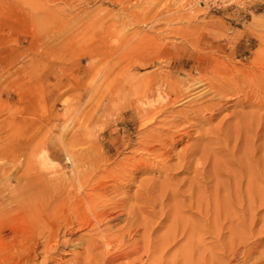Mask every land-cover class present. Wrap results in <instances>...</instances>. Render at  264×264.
<instances>
[{"label":"rangeland","instance_id":"374dc122","mask_svg":"<svg viewBox=\"0 0 264 264\" xmlns=\"http://www.w3.org/2000/svg\"><path fill=\"white\" fill-rule=\"evenodd\" d=\"M1 1L8 2L9 0ZM192 1L194 0H35V18L37 22L32 32L27 30L24 22H20L21 19L14 14L12 9H5L0 12L1 51H4L0 94V114L2 115L0 120L1 123L3 122L1 137L3 144L1 142L0 147L1 149L5 148L7 151L9 148L7 142L11 141V136L18 137L17 141H19V145L21 144L19 147H22V149L17 154L20 155L22 153L24 156L20 155V168L16 170V172H19L14 173L16 175L15 178H17L22 173V163L27 156H33L37 153V150L39 151V148L40 150L44 149V145L46 146H44L45 150L48 149L47 151L51 152L49 156L56 162V168L61 169L65 166V153L60 145L61 141L65 140L64 143H67L72 135L77 139L94 140L92 141L93 144L91 142L93 146L89 150L86 147L80 148H83L86 153L95 150L97 155L99 154L98 147L96 149L95 145L97 143L99 146L104 144L105 153L109 157L110 162L108 166H103L101 170L106 168V171L114 172L113 175L115 177L123 172L126 175L119 180L117 179L118 176L116 177V184L119 187L123 185L120 188V193L124 192L122 193L123 195L117 192V197H115V194L110 193L107 196H114L111 198H114L115 201H118L119 197V199H123V196H125V199L127 197L126 200L124 199L125 201L117 202L121 206L116 205L117 209L115 211L121 215L112 224L113 227L117 224L115 228L109 226L112 231L109 230L108 236L113 237L114 234L116 237V234H121L120 236L126 238L129 228H126L128 225H126L127 223L124 220L128 219L130 221L133 219V221H130L133 223L135 218H138L137 222L131 224L134 225L135 238H133V233L135 232L131 233L133 241L130 240V242L132 241L129 243L130 246L126 244L118 248V250L120 252L130 251L138 249L140 246L139 254H136V256L132 255L130 260H119L111 264H124V262L127 263L129 261L132 264H162V260L165 264H183L181 257L175 258L174 256L176 253L183 251L185 238L180 236V232L177 235V248L170 250L174 253H172L173 255H165L166 258L170 256L169 259H166V262L165 257L161 258L162 249L158 250L164 239L163 237L167 235L166 233L171 226L175 225L174 220L176 221V219V224L180 227L177 231L183 227V224L186 226L185 224L188 223L187 225L191 229L190 232L193 231V233L191 232L192 238L194 235L196 241L193 240L195 248L193 247L192 258L188 259L187 264H191V262H193L192 264H220L232 259L233 254H235L236 258L230 264H241L242 259L245 258L247 247L251 244L257 246V252L250 257L247 263L254 264L259 257V253L264 252V206L257 204L256 209L251 211L256 218L250 214L249 208L251 207L248 206L251 201L256 200V203H258L257 201L264 197V195H261V192H264V186H262L264 185V75H262L264 71H261L264 68V59H262L264 58V0H227L226 2L207 3L205 6L199 4L197 7L196 5H191ZM135 76L149 78L151 81L147 79L146 82L149 83L150 81L151 84H153V79H155L154 82L156 80L160 81L164 76L161 81L167 79L172 85H179V88L191 85V82L193 84L196 80L204 79L205 82L211 83L210 90L215 89L207 91L200 99H192L189 102L183 101L182 103L185 106L182 103L174 106L170 104V106L172 105L171 107L167 105L166 107L169 108H167L165 115L162 114L158 119H162L164 116L168 118L166 119L170 122L168 127L160 128L159 123V126L156 124L158 127L156 125H152V127L142 126L148 120L147 118L138 117L130 109L124 110L122 113L115 111L116 101H119V104L121 97H114V100H110L112 96L111 90L116 91L117 84L121 81L123 84L127 77L133 78ZM150 83L144 84V86L147 85L146 88L148 89ZM250 83L251 85H249ZM155 87L156 85L153 88L155 89ZM216 90L224 93L225 96L224 94H214ZM245 90L246 93L244 92ZM236 91L239 93L235 94L236 96H232L233 92ZM157 93H153L154 95L148 92L141 93L143 96H145L144 94L146 96L149 94L147 96L149 101L155 102L151 103L152 106L145 109H160L159 107L162 104L160 102V104H157L156 102ZM110 94L111 96H109ZM208 103H210V106ZM174 108L178 110L179 116ZM171 110L174 111L172 112ZM135 115L136 117H134ZM181 116L183 117L181 118ZM12 117L16 120L13 127H11ZM87 120H89L88 123ZM172 124L171 130L170 126ZM150 129L157 136L158 134L162 135L163 138L162 143H156L157 145L155 143L151 144L152 142L149 141V145H156L153 148L154 151H152L153 149H148V147V151L145 150V145L149 142L146 143L144 138L151 133V131L149 132ZM168 130L169 132H167ZM144 132L145 134H143ZM139 135L145 136L140 137ZM111 137L112 139L116 138L119 142L122 138L121 140L127 142L129 146L127 149H122L119 145H110L109 140H111ZM141 140L146 144L143 143L142 145ZM250 144L252 149H249L251 148ZM139 147L144 149L145 152L140 151ZM99 148V151H101V147ZM209 148L212 150L209 152H212L211 154L213 155L207 152L209 155L205 157L206 150H209ZM76 149L78 150L79 148L77 147ZM247 151L249 152L247 153ZM204 153L205 155H203ZM218 154L219 156H217ZM244 154L248 156L246 157ZM6 155H9V153ZM92 155L93 153L90 154V156ZM90 156H87V158H90ZM198 158L202 159H200L201 162ZM237 158H240V161ZM256 160H259V162ZM241 167L242 170L244 167L245 171L249 170L247 174H256V180H258L256 185L254 182L253 188L257 187V190L258 186H260L258 191L249 187V183L246 182L245 178L246 172L242 171L243 177ZM248 167L254 171L252 170L251 172ZM69 169L63 171L70 175L71 168L69 167ZM114 170L119 172L115 173ZM237 170L240 173H237L238 175L236 174ZM228 173H232L233 176ZM215 175H218V178ZM235 176L240 178H236V181L235 178H232ZM246 177H250L249 174ZM241 178L242 180H240ZM239 180L242 184L239 183ZM13 181L14 179L9 183V186L7 184L6 186L14 187L16 183ZM142 181L143 183H141ZM234 181H236V187L237 184H240L237 189H242L237 192L233 190L234 193L236 192L235 196L233 191H231L236 189ZM107 182L110 185L111 180L110 182L107 180ZM145 182H147V185ZM114 184L113 182L112 185ZM245 184L248 185H246V189H253H250L253 192H249V198L245 195L247 194ZM6 186L2 185L1 187ZM143 187L147 189L144 191ZM243 187L246 190L245 194ZM254 190L261 195L260 198L259 196L257 197ZM141 191L144 193L147 191L146 194L148 195H144ZM174 191L176 192L175 194ZM229 192L232 197H224L229 195ZM238 194L241 195L238 196ZM251 194H254V197ZM189 197H192L193 200H189ZM137 198L138 200L140 198L139 201L141 202ZM223 198H226V200L230 198L226 203L231 206L233 214L235 212L238 217L240 215L243 216L240 218L246 221V223L244 222L245 228L249 226L251 217L254 218H252L255 221L252 225V235L248 227L247 230L242 227L240 231L241 229L248 231L249 233L245 232L248 236L245 235L244 231V234L241 231L245 238L231 239L230 230L228 229L229 227H234V225L230 223L229 219H226V221L223 219L224 215L222 213L224 212L225 214V210L222 207L224 206L219 205V202L224 200ZM245 198L247 201H245ZM144 199L147 200L145 201ZM198 200L202 201V207ZM218 200L219 202L216 204ZM238 200H242L241 204L243 206L237 205ZM212 201L218 206L217 209H223L224 211L218 210V212L220 211L219 213L215 211L216 213L213 212L214 215L212 211L213 209L216 210V208H213ZM144 202L147 203V206H144ZM186 202H190V204L192 202L193 204L190 206ZM122 203L125 205V209ZM131 205L135 207L134 210L136 207H141L136 209L139 215L136 214V210L134 211L132 210L133 208H130L132 207ZM245 205H247L248 210H244L245 208L243 207ZM108 207H111V205ZM126 207L132 211L130 210L129 212ZM205 209H208V213ZM123 210L125 211L124 213H122ZM127 210L129 213L126 212ZM130 214L135 215L134 218H131L130 216L132 215ZM218 214L220 215L219 218L222 217L219 219L222 222L220 221L219 223L224 224L220 240L214 237V232H217V230L212 231L214 222L210 223L212 216H214V221ZM140 221L144 226L141 225ZM124 223L125 225H123ZM119 226L123 228L120 230ZM175 226L177 227V225ZM143 227L144 229L146 228V232L143 231ZM118 229L121 232L125 229L127 231L125 230L126 233L122 234L123 232L121 233ZM142 231L146 233L143 236H141ZM110 232H113V234L111 235ZM81 234L84 235L85 233L81 232ZM92 235L90 237L89 234L84 235V237L87 236L86 240L83 237L86 244L83 242V245L78 246L79 248L76 247V250L73 251L77 253L66 256L58 264H72L71 261L74 258H79L80 254L82 256L84 252H87L86 255L94 253L89 255L90 260H92L90 264H94L95 260V262L98 261L97 264L100 263L99 261L102 262L104 257L100 254L101 251L90 248L92 246L91 241H96V237ZM183 236H186V234ZM145 239L146 241H144ZM217 240L219 243L223 241L225 243H218V245ZM229 240L231 242L235 241L236 247ZM227 242L228 244H226ZM132 243L133 245L131 246ZM134 245L136 246L133 247ZM232 246L234 247L232 249L237 250L230 249ZM147 248L148 250L150 248L149 253ZM98 251L100 252L98 253ZM232 252L235 253L232 254ZM213 257L218 260L213 261Z\"/></svg>","mask_w":264,"mask_h":264},{"label":"bare ground","instance_id":"6f19581e","mask_svg":"<svg viewBox=\"0 0 264 264\" xmlns=\"http://www.w3.org/2000/svg\"><path fill=\"white\" fill-rule=\"evenodd\" d=\"M219 1H223V2H226L227 0H194L192 1L191 5L193 4L194 6L196 5V7L199 5V4H203L205 6V4L207 3H211V2H219ZM145 5V4H144ZM5 9H12L14 14L17 15L18 18H20V22L23 23L26 25L27 27V30H29L30 32H32L34 30V27L36 25V18H35V0H9L8 2H2L0 0V12L5 10ZM177 12V11H176ZM175 13V12H174ZM178 15V13H177ZM182 15V14H181ZM173 17V16H172ZM181 17V16H180ZM122 22V21H121ZM180 22V21H179ZM195 29V28H194ZM123 30V29H122ZM122 32V31H121ZM168 32V31H167ZM255 32V31H254ZM171 33V32H170ZM173 33V32H172ZM257 33V32H256ZM255 33V34H256ZM248 34V33H247ZM253 35V34H252ZM129 36V35H128ZM254 36V35H253ZM256 36V35H255ZM131 37V36H130ZM135 37V36H134ZM185 38V37H184ZM257 38V37H256ZM17 39V38H15ZM126 39V38H125ZM198 40V39H197ZM138 41V40H137ZM117 43V42H116ZM128 43V42H127ZM195 44V43H194ZM193 44V45H194ZM117 45V44H116ZM198 47V46H197ZM249 47V46H248ZM2 50V47H1V35H0V94H1V86H2V80H1V71L3 70L2 69V66H3V60H2V57H3V52L1 51ZM197 50V49H196ZM203 51V50H201ZM208 51V50H207ZM118 53V52H117ZM209 54V53H208ZM207 54V55H208ZM212 54V53H211ZM5 55V54H4ZM206 55V54H205ZM219 55V54H218ZM6 56V55H5ZM213 56V55H212ZM221 56V55H220ZM156 59V58H155ZM223 59V58H222ZM253 59V58H252ZM264 59V58H262ZM6 60V59H5ZM154 60V59H153ZM157 60V59H156ZM261 60V59H260ZM206 61V60H205ZM253 61V60H252ZM8 63V62H7ZM153 63V62H152ZM221 63V62H220ZM241 63V62H240ZM260 63V62H258ZM144 64V63H143ZM148 64V63H147ZM146 64V65H147ZM210 64V63H209ZM229 64V63H228ZM251 64V63H250ZM5 65V64H4ZM145 65V64H144ZM168 65V64H167ZM231 65V63H230ZM252 65V64H251ZM250 65V66H251ZM149 66V65H148ZM212 66V65H211ZM255 66V65H254ZM196 67V66H195ZM217 67V66H216ZM242 67V66H241ZM247 67V66H246ZM258 67V66H257ZM250 68V67H249ZM158 69V68H157ZM212 69V68H211ZM234 69V68H233ZM244 69V68H243ZM258 69V68H257ZM260 69V68H259ZM159 70V69H158ZM157 70V71H158ZM248 70V69H247ZM252 70V69H251ZM160 71V70H159ZM209 71V70H208ZM258 71V70H257ZM261 71H264V68H262ZM211 72V71H210ZM238 72V71H237ZM159 73V72H158ZM162 73V72H161ZM164 73V72H163ZM169 73V72H168ZM206 73V72H205ZM212 73V72H211ZM235 73V72H234ZM165 74V73H164ZM237 74V73H236ZM3 75V74H2ZM136 75V74H134ZM162 75V74H161ZM209 75V74H207ZM264 75V74H262ZM133 76V75H132ZM205 76V75H204ZM213 76V75H212ZM128 77H131V76H128ZM126 79L125 83H119L116 85L117 89L116 91L115 90H111V94L109 96L110 97V100H114L113 98H119L121 97V102L118 104L119 101H116L117 105H116V109L115 111H120V113H122L124 110H128L130 109L131 111H133L134 113H136V115H138V117H143L144 119L147 118L148 120L142 124V126H151L152 125H158V123L160 124V128H163L165 126H169L170 125V122H168L164 115L166 113V110L167 108L169 107H166L167 105L170 106V104H172L173 106L175 104H178V103H182L183 101L184 102H189L191 101L192 99L196 100V99H200L202 98L205 93H207V91H212L210 90L211 88V83L210 82H205L204 79H199V80H196L194 81V83L192 84L191 82V85L189 84L188 86H185L182 88H179V85L178 86H175L172 85L167 79H163L162 77L160 81H155V79H153V84L150 83V79L149 78H146L144 76H135L133 78H128ZM149 77V76H148ZM152 77V76H150ZM3 78V77H2ZM5 78V77H4ZM156 78V77H155ZM160 78V77H159ZM150 80L149 83V88L147 89V85L144 86V84H149L148 82H146V80ZM174 79V78H173ZM176 79V78H175ZM182 79V78H181ZM238 79V78H236ZM179 80V78H178ZM15 81V79H14ZM17 81V80H16ZM118 81V80H116ZM120 81V80H119ZM118 81V82H119ZM210 81V80H209ZM117 82V83H118ZM182 82V81H181ZM229 82V81H228ZM246 82H248L246 80ZM189 83V82H188ZM115 84V83H114ZM180 84V83H179ZM218 84V83H217ZM227 84V83H226ZM253 84V83H252ZM156 85L155 89L153 88L154 86ZM169 85V86H168ZM184 85V84H183ZM239 85V84H238ZM251 85V83L249 84ZM213 86V85H212ZM233 86V85H232ZM241 86V85H239ZM181 87V85H180ZM217 87V86H215ZM235 87V86H234ZM251 87V86H250ZM114 88V86H113ZM228 88V87H227ZM238 88V87H237ZM247 88V87H245ZM115 89V88H114ZM184 89V90H183ZM209 89V90H208ZM219 90V89H217ZM214 93H218L219 95L221 94H224V93H220L219 91H217ZM239 90V89H238ZM115 91V92H114ZM148 92V93H157V104L160 102L162 105L161 107H159L160 109H148L150 106H152L151 103H155V102H152V101H149L148 99V95L146 96V94H144L145 96L141 95V93L143 92ZM230 91V90H229ZM231 92V91H230ZM246 93V90L244 91ZM243 92V94H244ZM212 93V94H213ZM239 93V92H238ZM237 91L236 92H233V95L232 96H236L237 94ZM217 94V95H218ZM236 94V95H235ZM242 94V93H241ZM14 95V94H13ZM154 95V94H153ZM171 95H173V97H171ZM229 95V94H228ZM231 95V94H230ZM143 96V97H142ZM151 96V95H150ZM213 96V95H212ZM225 96V94H224ZM222 96V97H224ZM244 96V95H242ZM192 97V98H191ZM207 97V96H206ZM219 97V96H218ZM245 97V96H244ZM112 98V99H111ZM154 98V97H153ZM209 98V97H208ZM207 98V99H208ZM228 98V97H227ZM226 98V99H227ZM235 98V97H234ZM238 98V97H237ZM148 99V100H147ZM152 99V98H151ZM155 99V98H154ZM206 99V100H207ZM255 99V98H254ZM117 100V99H115ZM213 100V99H212ZM216 100V99H215ZM246 100V99H245ZM1 101V100H0ZM110 101V102H111ZM155 101V100H154ZM211 102V100H210ZM1 103V102H0ZM159 103V104H160ZM3 104V103H2ZM1 104V105H2ZM183 104V103H182ZM207 104V102H206ZM210 103H208L209 105ZM154 105V104H153ZM171 105V106H172ZM184 105V104H183ZM207 105V106H208ZM216 105V104H215ZM160 106V105H159ZM170 106V107H171ZM185 106V105H184ZM187 106V105H186ZM196 106V105H195ZM210 106V105H209ZM146 107H148L147 109H145ZM156 107V106H155ZM200 107V106H199ZM213 107V106H212ZM217 107V105H216ZM113 108V107H112ZM180 108V107H179ZM178 108V109H179ZM210 108V107H208ZM215 108V107H213ZM1 109V107H0ZM175 109V108H174ZM217 109V108H216ZM155 110H158V111H155ZM170 110V109H169ZM177 110V109H175ZM182 110V109H181ZM200 110V109H199ZM214 110V109H213ZM218 110V109H217ZM172 111V110H171ZM174 111V110H173ZM172 111V112H173ZM202 111V110H201ZM204 111V110H203ZM1 112V111H0ZM205 112V111H204ZM119 113V114H120ZM169 113V112H167ZM177 113H178V110H177ZM198 113V112H196ZM210 113V111H209ZM215 113V112H214ZM94 114V113H93ZM114 114V113H113ZM126 114V113H125ZM162 114H164L162 117V119H158L159 116H161ZM13 115V114H11ZM91 115V114H90ZM136 115L134 117H136ZM167 115V114H166ZM170 115V114H169ZM176 115V114H175ZM181 115V114H180ZM1 114H0V118H1ZM178 116H179V113H178ZM185 117V115H183ZM181 116V118L183 117ZM118 117V116H117ZM13 118V117H12ZM116 119V118H115ZM174 119V118H173ZM193 119V118H191ZM197 119V118H196ZM4 120V119H3ZM137 120V119H136ZM160 120V121H159ZM89 120H87V123H88ZM167 121V122H166ZM179 121V120H178ZM201 121V120H200ZM16 122L15 118H13L11 120V127L14 126V123ZM124 122V121H123ZM174 122V121H173ZM183 122V120H182ZM7 123V122H6ZM105 123V122H104ZM172 123V122H171ZM175 123V122H174ZM192 123V122H191ZM84 125V124H83ZM89 125V124H88ZM103 125V124H102ZM113 125V124H112ZM138 125V124H137ZM156 125V126H157ZM176 126V124H174ZM155 126V127H156ZM157 126V127H158ZM180 127V125H178ZM3 127V122L1 123V120H0V145H1V142H2V137H1V129ZM101 127V126H100ZM172 127H173V124L172 126H170L171 130H172ZM182 127V126H181ZM76 128V127H75ZM147 128V127H146ZM113 129V128H112ZM166 129V128H164ZM169 129V128H168ZM158 130V129H157ZM176 130V129H175ZM174 130V131H175ZM151 131V129L149 130V132ZM155 131V130H153ZM162 131V130H161ZM160 131V132H161ZM156 132V131H155ZM159 132V131H158ZM164 132V131H162ZM161 132V134H162ZM169 132V130L167 131ZM217 132V131H216ZM222 132V131H221ZM111 133V132H109ZM148 133V132H147ZM175 133V132H174ZM88 134V133H87ZM112 134V133H111ZM145 134V132L143 133ZM165 134V133H164ZM181 134V133H180ZM15 135V134H14ZM169 135V134H168ZM207 135V134H206ZM213 135V134H212ZM215 135V134H214ZM218 135V134H217ZM81 136V135H80ZM140 136V135H139ZM142 136H145V135H142ZM140 136V137H142ZM210 136V135H209ZM50 137V136H49ZM48 137V138H49ZM117 137V136H116ZM138 137V136H137ZM172 137V136H170ZM234 137V136H233ZM11 141L10 142H7V145H9L8 147V150L6 151V149H1L0 147V264H58V262L61 263V261L68 255L70 254H75L77 252H73L74 250H76V247L78 246H81L83 245V242L84 240H86V237H84V235H87L89 234V237L91 234H93L95 237H92V238H95L96 241H91V247L90 248H94L93 250H100L98 251V253L100 252L101 255H103L102 257H104V259H102V262L99 261L101 264H111V263H116L117 261L119 260H130V257L133 255L136 256V254L138 255L139 253V248L140 246L138 247V249H133V250H130V251H122L120 252L118 250V248L122 247V246H125L126 244H129L133 241L132 239V235L131 233L135 232L134 231V225H131L133 224L134 222H137V219L138 218H135L134 222L131 223L130 221L133 219H131L130 221L126 218V220H124V222L126 221V228L128 227L129 230L127 231V229H125L127 231V236L126 238L125 237H122L120 236V230L121 228L123 227H120V232L118 234L115 233V231H113L115 234H116V237L115 235L113 234V232L111 233V235L113 234V237H109L108 236V233H109V230L112 231V229H110L109 226L113 227L112 224L115 223L114 221H117L119 219V215H121L120 213L118 214L117 211H115L117 209V206L118 205V201H125L127 199H125V196H123L122 198L123 199H119L118 198V201H115L114 198H111V197H114V196H107L108 193L110 194H115V197L116 196V193L119 192L118 194H122L120 193L121 189L123 187H119L118 184H116V181L117 179H123L126 175H125V172L121 173L120 175L118 174L116 177L115 175H113L114 172L110 173L109 171L110 170H107L106 171V168L101 170L103 168V166L107 165L108 166V163L110 162V159L108 156H106V153H105V149H104V144H100V146L98 145V143L95 145L96 149L98 147V155L97 153H95L96 151L92 150L91 152H84L83 151V148H80V147H86L87 150H89L90 148H92V144L94 140H86V139H80V138H75L73 135L71 136L70 140L67 141V143L64 141H61L60 142V145L63 147V150H64V156H65V166L61 169H58L56 168V162L53 161L51 159V157L49 156L51 154V152L49 153L47 150H45V147L43 146L44 149H41L39 148V151L37 150V153L34 154L33 156H30L27 158L26 157H22V158H26L23 163H22V166H23V170H22V173H20L19 177L14 174L16 172V170H18L20 167V155H23L22 153L19 155L17 154L18 152H21L20 150L22 149V147H19V141H17V138L15 137H12L11 136ZM125 138V137H124ZM173 138V137H172ZM226 138V137H225ZM229 138V137H228ZM98 139V138H97ZM122 139V138H121ZM120 139V142L114 138L112 139L111 137V140H109V144H113V145H116V146H121L122 149H127V147L129 146V144H127V142L123 141ZM142 139V138H141ZM146 140V143L147 142H152L151 144H158V143H162V135H159L158 136L156 135V133L154 134V132L151 131L150 134L146 135V137L144 138ZM143 139V140H144ZM170 139V138H168ZM224 139V138H223ZM61 140V139H60ZM128 140V139H127ZM214 140V139H213ZM227 140V139H225ZM223 140V141H225ZM230 140V139H229ZM238 140V139H237ZM206 141V140H205ZM219 141V140H218ZM228 141V140H227ZM245 141V140H244ZM92 142V144H91ZM142 142V140H141ZM150 142L145 145L146 146V149L148 151V149H153L154 147H156V145L154 146H151L149 145ZM221 142V141H220ZM226 142V141H225ZM231 142V141H230ZM5 143V141H4ZM31 143V142H30ZM64 143V144H63ZM106 143V142H105ZM143 143L145 142H142V145ZM145 143V144H146ZM209 143V142H208ZM237 143V141H236ZM235 143V144H236ZM251 143V142H250ZM3 144V142H2ZM95 144V142H94ZM131 144V143H130ZM165 144V143H164ZM170 144V143H168ZM206 144V143H205ZM210 144H212V142H210ZM228 144V143H227ZM246 144H248L246 142ZM33 145V144H32ZM197 145V144H195ZM203 145V143H202ZM201 145V146H202ZM208 145V144H207ZM244 145V143H243ZM251 145V144H250ZM5 146V145H4ZM205 146V145H204ZM210 146V145H209ZM212 146V145H211ZM218 146V145H217ZM225 146V145H224ZM27 147V146H26ZM25 147V148H26ZM48 147V146H47ZM53 147V146H51ZM79 148L78 150L76 148ZM101 147V151L100 148ZM148 147V149H147ZM193 147V146H192ZM195 147V146H194ZM216 147V146H215ZM221 147V146H220ZM230 147V146H229ZM235 148V146H233ZM250 147V146H249ZM24 148V146H23ZM136 148V147H135ZM165 148V147H164ZM240 148V147H239ZM257 148V146H256ZM56 149V148H55ZM73 149V150H72ZM134 149V148H133ZM140 151L142 150L143 152L144 149L140 148ZM138 149V150H139ZM185 149V148H183ZM192 149V148H191ZM206 149V147H205ZM249 149H252V145H251V148ZM260 149V148H259ZM24 150V149H23ZM26 150V149H25ZM116 152H117V148L115 149ZM208 150V149H207ZM206 150V156L211 154L209 151L211 150L209 148V150L207 151ZM223 150V149H222ZM248 150V149H247ZM28 151V150H27ZM34 151V150H33ZM55 151V150H54ZM133 151V150H131ZM154 151V149L152 150ZM183 151V150H182ZM212 151V150H211ZM216 151V150H215ZM214 151V152H215ZM232 151V150H231ZM246 151V150H245ZM250 151V150H249ZM247 151V153L249 152ZM25 152V151H24ZM134 152V151H133ZM138 152V151H136ZM161 152V151H160ZM201 152V151H200ZM209 154H208V153ZM213 152V153H214ZM218 152V151H217ZM252 152V151H251ZM4 153H9V155H4ZM56 153V152H54ZM53 153V154H54ZM86 153V154H85ZM92 156H90V154H92ZM148 153V152H147ZM157 153V152H156ZM193 153V152H192ZM254 153V152H253ZM29 154V153H28ZM184 154V153H183ZM195 154V153H194ZM58 155V154H57ZM205 155V153L203 154ZM213 155V154H211ZM210 155V156H211ZM222 155V154H221ZM220 155V156H221ZM246 157L248 155L244 154ZM24 156V155H23ZM56 156V155H55ZM87 156H90V158H87ZM209 156V157H210ZM215 156V155H214ZM219 156V154L217 155ZM230 156V155H229ZM244 156V157H245ZM252 156V155H251ZM125 157V156H124ZM133 157V156H132ZM156 157V156H155ZM196 157V156H195ZM204 157V156H203ZM205 160V158H203ZM227 157V156H226ZM238 157V156H237ZM255 157V156H254ZM257 157V156H256ZM122 158V157H120ZM126 158V157H125ZM183 158V157H182ZM252 158V157H251ZM128 159V158H127ZM126 159V160H127ZM180 159V157H179ZM178 159V160H179ZM199 161L201 158H198ZM201 159V160H202ZM207 159V158H206ZM215 159V158H214ZM217 159V158H216ZM239 161H240V158H237ZM242 159V158H241ZM253 159V158H252ZM258 159V158H257ZM23 160V159H22ZM182 160V159H180ZM186 160V159H185ZM203 160V161H204ZM226 160V159H225ZM230 160V159H229ZM261 160V159H260ZM128 161V160H127ZM137 161V160H135ZM134 161V162H135ZM147 161V160H146ZM183 161V160H182ZM197 161V160H196ZM202 161V162H203ZM252 161V160H251ZM259 162V160H256ZM22 162V161H21ZM117 162V161H116ZM144 162V160H143ZM166 162V161H165ZM186 162V161H185ZM198 162V161H197ZM201 162V161H200ZM206 162V161H204ZM228 162V161H227ZM226 162V163H227ZM262 162V161H260ZM150 163V162H149ZM162 163V162H161ZM231 164V162H229ZM238 163V162H237ZM254 163V162H253ZM117 164V163H116ZM178 164V163H177ZM239 164L242 165V163L239 162ZM244 164V163H243ZM166 165V164H165ZM229 165V164H228ZM233 165V164H231ZM240 165V166H241ZM245 165V164H244ZM260 165V164H259ZM262 165V164H261ZM114 166V165H113ZM117 166V165H116ZM180 166V164H179ZM243 166V165H242ZM246 166V165H245ZM58 167V166H57ZM69 167L71 168V171H70V175H68V173L66 174L63 170H67L69 169ZM124 167V166H123ZM232 167V166H231ZM247 167V166H246ZM141 168V167H140ZM245 168V167H244ZM243 168V170H244ZM249 168V167H248ZM111 169V167H110ZM139 169V168H138ZM251 170V168H249ZM257 169V168H256ZM70 170V169H69ZM117 170V169H116ZM116 170L115 173H118ZM164 170V169H163ZM242 170V167H241V172L243 171ZM253 170V169H252ZM251 170V172H252ZM113 171V170H112ZM132 171V170H131ZM189 171V170H188ZM239 170H237L236 174L239 173L238 172ZM247 171L249 170H244V172H246V176L249 174L250 177H246V182L249 183V187H252L253 188V184L255 182V185H256V174L254 173H248L247 174ZM254 171V170H253ZM19 172V171H18ZM16 172V173H18ZM128 173V172H127ZM233 173H235L233 171ZM256 173V172H255ZM258 173V172H257ZM228 174H231L232 173H228ZM234 174V175H236ZM240 174V173H239ZM242 176H243V172L241 173ZM253 174V175H252ZM260 174V173H259ZM15 175V176H14ZM189 175V174H188ZM238 175V174H237ZM236 175V176H237ZM261 175V174H260ZM217 178H218V175H215ZM233 176V175H232ZM232 177V178H235V180L237 181L238 178H240L239 176L238 177ZM230 177V176H229ZM228 177V178H229ZM244 177V176H243ZM170 178V177H169ZM213 178V177H212ZM237 178V179H236ZM244 178V179H245ZM262 178V177H261ZM12 179H14L16 185L14 184V187H8L9 186V183L12 181ZM220 179V178H219ZM107 180H111L110 182V185H108V182ZM221 180V179H220ZM225 180V179H223ZM227 180V179H226ZM242 180V178L240 179ZM240 180H239V183H240ZM13 181V182H14ZM150 181V180H149ZM148 181V183H149ZM234 181V186L236 185ZM91 182H93L92 184H90ZM113 182L116 184L112 185ZM168 182V181H167ZM221 182V181H220ZM243 182V181H242ZM245 182V183H246ZM112 183V184H111ZM143 183V181L141 182ZM147 182H145L146 184ZM215 183V182H214ZM223 183V182H222ZM244 183V182H243ZM247 183V184H248ZM6 184L8 186H6ZM143 184V185H145ZM166 184V183H165ZM242 184V183H240ZM240 184H237V187L238 185ZM245 184V189L247 188ZM6 186V187H1V186ZM20 185V187H19ZM118 185V186H117ZM147 185V184H146ZM219 185V184H218ZM254 185V186H255ZM259 185V183H258ZM141 186V185H140ZM139 186V187H140ZM169 186V185H167ZM180 186V185H178ZM215 186V185H214ZM248 186V185H247ZM264 186V185H262ZM236 187V186H235ZM233 187V188H235ZM230 189L231 191H241L239 190L240 188L237 189ZM241 187V186H240ZM260 186H258V189H259ZM9 188V189H8ZM141 188V187H140ZM179 188V187H178ZM250 188V189H252ZM257 188V187H256ZM256 188H253L256 190ZM144 189V187L142 188ZM145 189H147L145 187ZM144 189V191H145ZM176 189V188H175ZM244 189V187H243ZM244 189V194H245V191L247 192V194L245 195H249L250 189ZM258 189L256 191H258ZM262 189V188H261ZM140 190V189H139ZM229 190V191H230ZM249 190V191H248ZM254 190V193H256V191ZM177 191V190H176ZM230 191V192H231ZM233 191V195L235 196L236 192L234 193ZM260 191V190H259ZM262 191V190H261ZM143 192V191H141ZM230 192H229V195H226L224 197L227 198L230 197ZM253 192V191H252ZM251 192V193H252ZM144 193V192H143ZM147 193V191L144 193V195ZM176 192L174 191V194ZM259 193V192H258ZM4 194V196L1 197V195ZM126 194V193H125ZM139 194V193H138ZM173 194V193H172ZM242 194V193H241ZM241 194H238V196H240ZM243 194V195H244ZM123 195V194H122ZM121 195V196H122ZM148 195V194H146ZM189 195V194H188ZM252 195V194H251ZM250 195V196H251ZM254 195V194H253ZM252 195V196H253ZM261 195H264V192H261ZM260 194H257V197L261 196ZM127 196V194H126ZM133 196V195H132ZM143 196V195H141ZM177 196V195H175ZM191 196V195H189ZM251 196V197H252ZM144 197V196H143ZM149 198V196H147ZM215 197V196H214ZM232 197V196H231ZM242 197V196H241ZM254 197V196H253ZM147 198V199H148ZM198 198V197H197ZM202 198V197H201ZM199 198V199H201ZM226 198L224 200H226ZM249 198V196H248ZM258 198V199H259ZM125 199V200H124ZM146 199V200H147ZM193 198L192 197H189V200ZM230 200V198H228ZM227 199V200H228ZM235 199V198H234ZM253 199H256V198H253ZM260 199H261V202H260ZM256 203V200L255 201H251L250 204L248 206H250L251 208H249L250 212L255 210L256 209V205H260V206H264V197L260 198ZM117 200V199H116ZM136 200V199H135ZM138 200V198H137ZM140 200V198H139ZM138 200V201H139ZM145 200V199H144ZM145 200V201H146ZM191 200V201H192ZM223 200V201H224ZM224 201L223 204H221V202H219V200L216 202V204H218V202L220 203L219 205H222L224 207V210H225V214L224 212L222 213L224 215L223 219L226 221V219H229L230 220V223H232L234 225V227L230 228L228 230H230L229 234L231 235L230 237H232L231 239H234L235 238H241L243 237V234L246 232L247 230V227L249 228V231H251V235H252V225L254 224V215H253V212H251L250 214L254 217H251V222L249 224V226H247L245 228V223L246 221H243L242 218L240 217H243L242 215H240V217L237 216V214L234 212V214L232 213V210H231V206L228 205L226 202ZM232 200V199H231ZM249 200V199H248ZM252 200V199H251ZM196 201V200H195ZM205 201V200H204ZM236 201H237V198H236ZM245 201H247V199L245 198ZM244 201V202H245ZM141 202V201H139ZM148 202V201H147ZM155 202V201H154ZM193 202V201H192ZM191 202V204H193ZM198 202L201 204V200ZM207 202V201H206ZM230 202V201H229ZM228 202V203H229ZM242 200H238L237 202V205H239L240 207L243 206L241 204ZM243 202V203H244ZM120 203V202H119ZM187 204L190 202H186ZM198 203V204H199ZM213 203V201H212ZM232 203V202H231ZM249 203V202H248ZM247 203V204H248ZM121 204V203H120ZM139 204H142V203H139ZM138 204V205H139ZM145 204L144 206H147L146 204L147 203H143ZM190 204V206H191ZM196 204V202H195ZM213 203V208H216V210L213 209L212 213H219L218 210H221V211H224L223 209H217V205ZM230 204V203H229ZM236 204V203H235ZM111 207H108L110 206ZM197 205V204H196ZM195 205V206H196ZM203 204H201V207H202ZM255 205V207H253ZM119 206V205H118ZM121 206V205H120ZM119 206V207H120ZM122 206L124 207L125 205H123L122 203ZM127 206V205H126ZM132 206V205H131ZM133 206H135L133 204ZM130 207V208H133L132 210H134L135 207ZM140 206V205H139ZM177 206V205H176ZM210 206V205H209ZM230 206V207H229ZM246 206V207H245ZM243 208H245L244 210H248V207L247 205H245ZM123 207H121L123 209ZM128 207V206H127ZM126 207V208H127ZM143 207V206H142ZM177 207H180V206H177ZM182 207V206H181ZM194 207V206H193ZM198 207H200V205H198ZM204 207V206H203ZM221 207V206H220ZM138 207H136L137 209ZM141 208V207H139ZM138 208V209H139ZM175 208V207H174ZM207 208H208V205H207ZM242 208V209H243ZM247 208V209H246ZM259 208V206H258ZM125 209V207H124ZM128 209V208H127ZM135 209V210H136ZM182 209V208H180ZM179 209V210H180ZM200 209V208H198ZM121 210V209H120ZM129 212L131 209H128ZM128 210L126 211L127 213ZM131 210V211H132ZM134 210V211H135ZM143 210V209H142ZM201 210V209H200ZM206 211L208 209H205ZM204 210V211H205ZM133 211V212H134ZM137 211V210H136ZM144 211V210H143ZM143 211H140V212H143ZM205 211V212H206ZM216 211V212H215ZM125 211L123 210L122 213H124ZM186 212V211H185ZM247 212V211H246ZM256 212V211H255ZM254 212V213H255ZM182 213V212H180ZM208 213V211H207ZM213 213V214H214ZM243 213V211H242ZM248 213V212H247ZM257 213V212H256ZM118 214V216H117ZM136 214H138V211L136 212ZM144 214V213H143ZM212 214V215H213ZM126 215V214H125ZM132 215V214H130ZM128 215V216H130ZM139 215V214H138ZM142 215V214H141ZM215 215V214H214ZM221 215V213H220ZM219 214L215 217L214 221H213V218L214 216H212V221H210V223L212 224L213 222V226H212V231L214 232V230H217V232H214L215 236L217 239L220 240V236H221V232H222V229H223V225L224 224H220L219 222L222 220H219L221 218H219L220 216ZM245 215V213H244ZM249 215V213H248ZM127 216V218H128ZM133 216V217H132ZM130 216L131 218H134L135 215H132ZM247 216V215H245ZM256 216V215H255ZM126 217V216H125ZM137 217V215H136ZM140 217V216H138ZM147 217V216H146ZM145 217V218H146ZM149 218V217H148ZM253 218V219H252ZM145 221V219H143ZM142 220V222H144ZM246 220V219H245ZM130 223H129V222ZM180 221V220H179ZM178 221V222H179ZM224 221V222H225ZM122 222V221H121ZM141 222V221H140ZM141 222V225L143 224ZM151 222V221H150ZM177 222V219L176 221L174 220V223L175 225H177V227L175 225H173V227L171 226V228L169 229V231L166 233L167 235L164 236L159 248V249H162L161 251V258L163 259L165 257V255H171L173 252H171L172 250L171 249H174L175 247L177 248L176 244H177V235H178V232H180V236H182V238H185V243H183V251L180 253H176L174 256L175 258H177L178 256L182 258V261H183V264H187V261L188 259L190 260L192 258V254H193V247L195 248V246L193 245V242L195 241V237L193 235V238H192V235H191V232L193 233V231L190 232V227H188V223L185 224L187 226V229H186V226H184L183 224V227H181V229H179L177 231L178 228V224H176ZM245 222V223H244ZM193 223V222H192ZM244 223V225H243ZM145 224V223H144ZM152 224V223H151ZM180 224V222H179ZM191 224V223H190ZM194 224V223H193ZM117 225V224H116ZM115 225V227H116ZM125 225V223L123 224ZM140 225V223H139ZM157 225V224H156ZM122 226V225H121ZM144 226V225H142ZM148 226V225H146ZM113 227V228H115ZM132 227H133V230H132ZM136 227V226H135ZM245 228L246 230H242V233L244 231V233L242 234L241 231H240V228ZM196 228V227H195ZM210 228V227H209ZM140 229V227H139ZM144 229V227H143ZM146 229V228H145ZM145 229L143 230L144 232ZM148 229V228H147ZM115 230V229H114ZM124 230V231H125ZM194 230V229H193ZM209 230V229H208ZM226 230V228H225ZM227 230V231H228ZM117 231V230H116ZM122 231L121 233L124 234L126 233V231L124 232ZM138 231V230H137ZM142 231V234L141 236H143V234H146ZM211 231V233H212ZM81 232H84L85 234L82 235ZM150 232V230H149ZM198 232V231H197ZM140 233V232H139ZM246 233H249L248 231ZM245 233V235H247ZM80 234V235H79ZM134 234V237L135 238V233ZM184 234H186V236H183ZM196 234V233H195ZM92 235V236H93ZM138 236V235H137ZM248 236V235H247ZM246 236V237H247ZM250 236V235H249ZM83 237L85 238L83 240ZM88 237V238H89ZM222 237V236H221ZM143 238V237H142ZM245 238V237H243ZM242 238V239H243ZM128 239V240H126ZM144 239V238H143ZM143 239H142V242H143ZM148 239V238H147ZM248 239V238H246ZM130 240H132L130 242ZM194 240V241H193ZM90 241V240H88ZM87 241V242H88ZM146 241V239L144 240ZM216 241V240H215ZM218 241V240H217ZM222 241V240H221ZM227 241V240H226ZM231 242V240H229ZM259 241V240H258ZM140 242V241H139ZM181 242V241H180ZM196 242V241H195ZM224 242V241H223ZM223 242H220V243H223ZM233 242V241H232ZM231 242V243H232ZM85 243V242H84ZM148 243V242H147ZM219 243V241L217 242V244ZM219 243V244H220ZM225 243V242H224ZM234 245H235V241L233 242ZM86 244V243H85ZM142 244V243H141ZM144 244V243H143ZM146 244V243H145ZM195 244V243H194ZM216 244V243H214ZM216 244V246H217ZM218 244V245H219ZM228 244V242L226 243ZM256 244V243H255ZM133 245V243L131 244V246ZM137 245V244H136ZM136 245H134L133 247H135ZM149 245V244H148ZM230 245V244H229ZM259 245V244H258ZM87 246V245H86ZM127 246H130L127 245ZM138 246V245H137ZM179 246V244H178ZM223 246V245H222ZM221 246V247H222ZM226 246V245H224ZM231 246V245H230ZM143 247V246H142ZM161 247V248H160ZM236 247V245L234 246ZM233 246L230 248H234ZM79 248V247H78ZM175 248V249H176ZM182 248V247H181ZM215 248H218V247H215ZM246 248V247H245ZM248 249L246 250L245 252V258L242 259V262L241 264H248L247 261L249 262L250 260V257L255 254L257 251V246L254 245V244H251L250 246L247 247ZM86 249V248H85ZM88 249V248H87ZM224 249V248H223ZM221 249V250H223ZM229 249V250H230ZM150 250V248H149ZM149 250L147 248V251L149 253ZM171 250V251H170ZM180 250V249H179ZM196 250V249H195ZM232 250H237V249H232ZM230 250V251H232ZM82 251V250H81ZM86 251V250H85ZM90 251V250H89ZM88 251V252H89ZM146 251V252H147ZM209 251V250H208ZM239 251V250H238ZM169 252V253H167ZM171 252V253H170ZM175 252V251H174ZM196 252V251H195ZM82 253V252H80ZM87 253V252H86ZM86 253H82V256L80 254V257L79 258H74L71 262L72 264H81L82 261L83 263L82 264H90L92 260H90V257L89 255H91L92 253L86 255ZM96 253V252H95ZM158 253V251H157ZM235 253V252H232V254ZM244 253V252H243ZM94 254V253H93ZM92 254V255H93ZM174 254V253H173ZM172 254V255H173ZM84 255V256H83ZM86 255V256H85ZM96 255L98 256V254L96 253ZM224 255V254H223ZM243 255V254H242ZM74 256V255H73ZM72 256V257H73ZM76 256V255H75ZM77 256H79L77 254ZM146 256V255H145ZM160 256V255H159ZM213 256V255H211ZM225 256V255H224ZM222 256V257H224ZM71 257V256H70ZM81 257L85 258L84 260L81 259ZM101 257V258H102ZM142 257V256H141ZM170 257V256H169ZM165 257V262L167 261L166 259H169ZM217 257V256H216ZM234 257V258H233ZM233 257L232 259L228 260L227 262L224 261V263L222 262V260L219 259V261H221L222 263L220 264H230L233 260H235V254H233ZM257 257V256H256ZM69 258V257H68ZM92 258V257H91ZM95 258V257H94ZM101 258H98V259H101ZM158 258V257H157ZM174 258V257H173ZM214 258V257H213ZM221 258V256H220ZM227 258V257H226ZM159 259V258H158ZM171 259V258H170ZM180 259V258H179ZM223 259V258H222ZM133 260V259H132ZM140 260V259H139ZM143 260V259H141ZM178 261V259H176ZM195 260V259H194ZM218 259H215L213 261H217ZM81 261V262H80ZM96 261V260H95ZM94 261V264L97 262ZM154 261V260H153ZM130 262V261H129ZM127 262L124 264H132V262ZM154 262H157V261H154ZM153 262V263H154ZM170 262H172L170 260ZM174 262V261H173ZM181 262V260H180ZM99 263V264H100ZM138 263V262H137ZM193 262H191L192 264ZM93 264V263H92ZM118 264V263H117ZM123 264V263H121ZM162 264H165L162 260ZM175 264V263H174ZM180 264V263H178ZM206 264V263H205ZM214 264V263H213ZM217 264V263H216ZM251 264V263H250ZM254 264H264V252H260L259 253V257L257 258V261L254 262Z\"/></svg>","mask_w":264,"mask_h":264}]
</instances>
